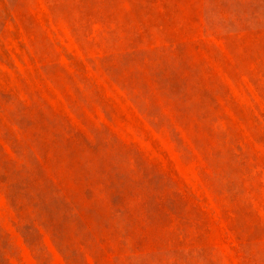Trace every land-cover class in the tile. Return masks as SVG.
Masks as SVG:
<instances>
[{"label": "rangeland", "instance_id": "1", "mask_svg": "<svg viewBox=\"0 0 264 264\" xmlns=\"http://www.w3.org/2000/svg\"><path fill=\"white\" fill-rule=\"evenodd\" d=\"M0 264H264V0H0Z\"/></svg>", "mask_w": 264, "mask_h": 264}]
</instances>
